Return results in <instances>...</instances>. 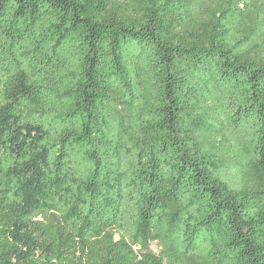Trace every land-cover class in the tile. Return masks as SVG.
Masks as SVG:
<instances>
[{"label":"trees","instance_id":"16d2710c","mask_svg":"<svg viewBox=\"0 0 264 264\" xmlns=\"http://www.w3.org/2000/svg\"><path fill=\"white\" fill-rule=\"evenodd\" d=\"M0 264H264V0H0Z\"/></svg>","mask_w":264,"mask_h":264},{"label":"rangeland","instance_id":"374dc122","mask_svg":"<svg viewBox=\"0 0 264 264\" xmlns=\"http://www.w3.org/2000/svg\"><path fill=\"white\" fill-rule=\"evenodd\" d=\"M151 250L156 253V254H159L160 252V247L156 244V243H152L151 244Z\"/></svg>","mask_w":264,"mask_h":264}]
</instances>
